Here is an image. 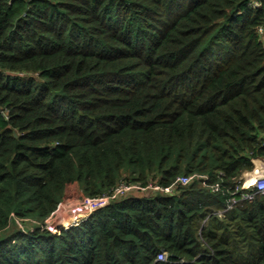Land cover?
Segmentation results:
<instances>
[{
  "label": "trees",
  "instance_id": "trees-1",
  "mask_svg": "<svg viewBox=\"0 0 264 264\" xmlns=\"http://www.w3.org/2000/svg\"><path fill=\"white\" fill-rule=\"evenodd\" d=\"M252 1L0 0V264H264V194L227 209L264 159ZM181 175L209 185L131 193L78 224L61 209Z\"/></svg>",
  "mask_w": 264,
  "mask_h": 264
},
{
  "label": "built area",
  "instance_id": "built-area-1",
  "mask_svg": "<svg viewBox=\"0 0 264 264\" xmlns=\"http://www.w3.org/2000/svg\"><path fill=\"white\" fill-rule=\"evenodd\" d=\"M258 5V4H257ZM259 32L263 33L264 29L259 28ZM246 173H251L249 171H245L240 177L237 178L235 181V185L228 189L227 192L229 194L228 199V206L227 209H231L237 204L241 202L251 201L256 198L258 195L264 194V174L258 176L254 180H247ZM219 176H223L222 172H219ZM201 178L202 185L208 186L210 181V176H201V175H181L177 178L175 183H173L169 187H164L160 185L159 183H149L148 185L144 186L140 183H132V182H126L124 180L118 182L115 186H113L108 191L104 192L101 196L97 198H89V197H83L73 203L69 204H63L61 209L64 210H76L82 209L83 207L87 208L91 212L95 211L98 207L110 204L113 201L121 200L129 196L131 193H150V192H167V193H173L177 190L179 186H187L191 184L192 181H194L196 178ZM211 189L214 192H217L220 189V184H212ZM224 212H218L217 215L219 217H222ZM55 232L56 230L53 229ZM168 259V252L166 250H161L158 254L157 261H166Z\"/></svg>",
  "mask_w": 264,
  "mask_h": 264
},
{
  "label": "rangeland",
  "instance_id": "rangeland-1",
  "mask_svg": "<svg viewBox=\"0 0 264 264\" xmlns=\"http://www.w3.org/2000/svg\"><path fill=\"white\" fill-rule=\"evenodd\" d=\"M251 4H252L253 6H256V5H257V3H255V0H253V1L251 2ZM257 173H258V170H255V171H253V172L250 173V174H249V173H246V174H249V177L246 176L247 180H249V181L253 180L252 177L255 176ZM198 176H199V175H198ZM66 204H69V202H67ZM82 209H84V210H81V211H80V214H77V211H76V212L70 211V212L68 213V216H69L68 220H69L72 224H78V223L84 221L85 219H87V217L90 216V215L92 214V212H91L90 210H88L87 208L83 207ZM73 213H74V215H73ZM80 216H82V217H80ZM83 219H84V220H83ZM22 224H23V223H22ZM27 225H28V224H27ZM28 226L31 227L32 225H28ZM22 227H23V225H22ZM25 227H26V226H25Z\"/></svg>",
  "mask_w": 264,
  "mask_h": 264
},
{
  "label": "crops",
  "instance_id": "crops-1",
  "mask_svg": "<svg viewBox=\"0 0 264 264\" xmlns=\"http://www.w3.org/2000/svg\"><path fill=\"white\" fill-rule=\"evenodd\" d=\"M258 159L261 160V161H258ZM262 159L263 158H261V157L254 158L253 159L254 169L252 171H249V172L252 173L253 171L258 170L259 175H263L264 174V161ZM247 177H249V174H247ZM253 178H254V176L252 177V179ZM81 210H84V209L76 210L77 214H80Z\"/></svg>",
  "mask_w": 264,
  "mask_h": 264
},
{
  "label": "bare ground",
  "instance_id": "bare-ground-1",
  "mask_svg": "<svg viewBox=\"0 0 264 264\" xmlns=\"http://www.w3.org/2000/svg\"><path fill=\"white\" fill-rule=\"evenodd\" d=\"M258 161H261V160L258 159ZM249 174H250V173H249ZM258 176H260L259 173H257V174L254 176L253 180H254L255 178H257Z\"/></svg>",
  "mask_w": 264,
  "mask_h": 264
},
{
  "label": "water",
  "instance_id": "water-1",
  "mask_svg": "<svg viewBox=\"0 0 264 264\" xmlns=\"http://www.w3.org/2000/svg\"><path fill=\"white\" fill-rule=\"evenodd\" d=\"M263 161H264V159H262ZM257 167V166H256ZM141 195H143V194H141Z\"/></svg>",
  "mask_w": 264,
  "mask_h": 264
}]
</instances>
